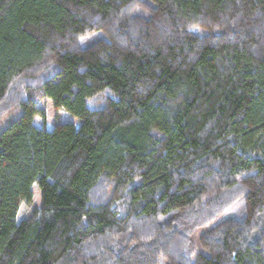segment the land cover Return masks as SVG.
I'll return each instance as SVG.
<instances>
[{"label": "trees", "instance_id": "16d2710c", "mask_svg": "<svg viewBox=\"0 0 264 264\" xmlns=\"http://www.w3.org/2000/svg\"><path fill=\"white\" fill-rule=\"evenodd\" d=\"M40 74L57 124L14 100L0 264H264V0H0V107Z\"/></svg>", "mask_w": 264, "mask_h": 264}, {"label": "rangeland", "instance_id": "374dc122", "mask_svg": "<svg viewBox=\"0 0 264 264\" xmlns=\"http://www.w3.org/2000/svg\"><path fill=\"white\" fill-rule=\"evenodd\" d=\"M199 32H205L202 29L198 30ZM101 38L100 34H94L87 39L84 40L85 45H89L97 41ZM43 76L44 75H37L32 77H26L24 79H21L16 83V85L13 87L14 91H12L10 99L5 102L3 106L0 107V134L6 130L13 122L18 120L21 115L23 114V110L20 108L19 105L14 104V100L18 97H24V98H31L36 103L37 106L44 109L46 113V118L43 120L42 118L35 117L34 118V124L35 126L39 128H46L48 131H52L57 124L56 120V112L52 103V100L45 97L43 98L41 96V93L39 91V87L43 82ZM113 94L105 91L99 96H97L92 102L89 103V106L91 108H99L103 107L107 100L109 98H113ZM33 201L30 205H22L18 215L17 220L21 221L25 218L29 217L32 213L33 209L36 207H39L41 204V192L40 188L37 184L33 185ZM202 234V230L200 229L198 232H196L193 236V242L196 245L197 252L200 251L199 248V238Z\"/></svg>", "mask_w": 264, "mask_h": 264}]
</instances>
